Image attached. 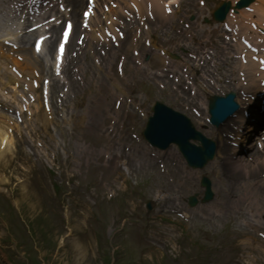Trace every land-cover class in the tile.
<instances>
[{
	"label": "rangeland",
	"instance_id": "374dc122",
	"mask_svg": "<svg viewBox=\"0 0 264 264\" xmlns=\"http://www.w3.org/2000/svg\"><path fill=\"white\" fill-rule=\"evenodd\" d=\"M85 108L89 109L85 106ZM83 109V106L77 107L75 111H80ZM100 125L96 126V129L92 128L85 131L84 133L81 132V137L77 134L80 132L73 131L74 134L67 135L63 137V150L62 152H72L75 154L76 152V146H82L84 147L85 151H89L87 153L78 155L76 158H73V156H70L69 160H66L64 158H61L59 156V160H65L67 163L66 169L69 168V170H72L74 168V165L71 163L75 159L78 160L81 164V168H79L78 173L80 175L75 176V180L81 184L80 188L77 189L74 193L72 192L70 196L65 197V203L71 207V215L72 217H79V213L81 212L80 207L84 204L87 205L90 209H93V211L98 214L97 221L99 222V231L97 232V236L99 235V240H101V244L99 245L101 249L105 250V252H111L109 249L113 248L117 252L114 255L115 259H110V262L108 264H126L129 263L132 257H130L129 253L127 252V246L131 243H133L134 239H132L130 236L126 238L125 233L120 232V226L122 224V221L125 218H129V210H135L137 211L136 207V201L135 197H133V201H135V204H131L128 202V197L130 196L128 193H120V195L115 198V200L112 202L111 200H108V197L106 195H102V193L99 192V183L101 180H104L107 184L111 182H107L108 179H111L112 177L109 176V173L106 174L105 171L99 166L100 161V149L103 148L104 145V138L100 137ZM129 139V136L127 137ZM101 143V145H100ZM97 145L98 148H94V146ZM23 147L21 146V149ZM99 151V152H98ZM131 151V150H130ZM129 151V153H130ZM98 152V156H97ZM23 157H18V161H23ZM133 166H136L135 168H132L133 175L136 177L134 180H131V178H128V181L131 180L132 182V193L136 195L135 186L139 190L140 198L141 200H144V198L147 197V193H151L157 186L163 185L165 187L173 186L175 185L180 177L184 174V170L180 169V174H178L176 171L172 175L173 184H169L167 177L161 176L157 165H154L151 162H145V163H139L135 164L133 163ZM17 166L15 165V168ZM0 168H3L2 164H0ZM168 168L171 170L170 166ZM4 171L7 173V176H11V184L8 187V185H2L1 190H3L4 187H8L6 195H11V199H8L6 195L1 196L0 195V204L4 207L6 210L5 216H3V226L0 228V237H3L4 239L7 237V230H11V225L13 226V229L21 228L22 230H29V233H25L31 235L32 237H23V236H17L16 239L19 242L24 241L27 239L28 242L34 239L35 243L32 247L37 246L38 248L44 244L46 251L48 253L46 260L44 261V264H49V262L52 260L53 256L60 252L58 249V243L59 240L62 238L64 231L63 226L67 221V216H63V212L61 211V207L57 203H47L44 202L45 198L47 197H36L33 195L36 193L37 195L41 194L42 196L45 194L46 189H43V186L47 189H50V185L47 182H41V184H35V180L31 179L27 182V184L24 187H21L20 185H17V174L12 175V172L10 170L4 169ZM173 171H171L172 173ZM15 184L17 185L14 188ZM130 184V183H128ZM114 186V184H113ZM11 187V188H10ZM12 189V190H11ZM31 191L29 192L31 195V198L36 201L37 204L40 205H46L47 206V213L45 214L44 211L40 208L39 210L42 211V214H36L28 216L27 218L23 219L22 217L25 216L27 209L25 208V205L22 206V209H19L20 215L19 216L17 208L13 202L14 198L16 200V204H22L23 202L19 201L18 198V192L19 191ZM102 190V189H101ZM98 192V199L95 200L90 198L92 193ZM49 192L47 193V195ZM49 196H52L50 194ZM11 206H13V210L10 211ZM213 208L208 207L206 215L203 213L205 211V208L203 210L200 209H194L190 212V219L188 222V225H191L192 234H189L191 238H193V247L191 248V251H194L195 254L196 251H201L203 247H209L206 244L205 238L203 235L207 234V236L210 238L212 233L215 229H218L224 225L225 220H222L220 217H214L213 215L208 216L207 214L213 213ZM89 211V209H88ZM39 217H36V216ZM70 215V218H71ZM92 215L89 213V218ZM237 221H241L243 216L240 214H236ZM1 218V216H0ZM225 219V217H222ZM31 220H33V225L31 226V223H29ZM37 220V221H35ZM76 220V219H75ZM80 221V219L78 220ZM90 227L87 225L86 227L90 228V233H93V227H96L95 220L92 222L90 219ZM187 225V226H188ZM108 227V228H107ZM224 228V227H223ZM222 228V229H223ZM107 229V231H106ZM11 232V231H10ZM1 233L4 234V236L1 235ZM11 234V233H10ZM48 235L50 238H53V241H48ZM228 236V235H227ZM226 236V237H227ZM217 241V240H216ZM215 242L212 243V245H215ZM227 243H233V242H240V240H234L232 236L227 238ZM191 243L190 240H185L184 244L188 246V244ZM119 248V249H118ZM141 249L139 250V252ZM46 254V252L42 253ZM152 254V251H151ZM186 255H188L186 253ZM37 256L39 258V251L37 252ZM4 257V251L0 248V258ZM58 259L56 264H69L66 259H64L63 256H59L56 258ZM120 259V260H119ZM157 259V262L154 264H165L166 257L164 254L157 251L154 255V260ZM6 261V260H5ZM184 261H187V258H185ZM5 264H8L7 261ZM89 264H96V263H89ZM196 264H209L208 262H196Z\"/></svg>",
	"mask_w": 264,
	"mask_h": 264
},
{
	"label": "bare ground",
	"instance_id": "6f19581e",
	"mask_svg": "<svg viewBox=\"0 0 264 264\" xmlns=\"http://www.w3.org/2000/svg\"><path fill=\"white\" fill-rule=\"evenodd\" d=\"M114 2V0H111ZM113 14L110 15V17L107 19L108 21L112 22V16H116L117 20H120L121 17L119 16L120 13L115 10L112 11ZM262 14H264V11H261ZM118 27V25H117ZM93 35H89V37L87 38V42L91 43L94 41L93 39ZM244 67L247 68L246 70H252L253 64L251 63L249 66H242L241 64H239V67ZM248 76V75H247ZM250 84L254 85V80H250ZM3 131L0 130V138L2 137ZM4 141V140H2ZM11 141V140H10ZM245 162H241V163H232V162H228L226 164V167L223 168H219V171L224 174V176H226V178L228 179V182L232 185L235 186L237 184L238 181L242 182V177H245L244 180H246V171L248 169V166L245 165H240V164H244ZM239 169V170H238ZM248 183V181H243ZM25 197V195H23ZM256 197V194L254 195ZM28 203H30L32 206L34 205V201H32L31 199L28 201ZM34 207V206H33ZM32 207V208H33Z\"/></svg>",
	"mask_w": 264,
	"mask_h": 264
},
{
	"label": "snow or ice",
	"instance_id": "6c2138e0",
	"mask_svg": "<svg viewBox=\"0 0 264 264\" xmlns=\"http://www.w3.org/2000/svg\"><path fill=\"white\" fill-rule=\"evenodd\" d=\"M69 27H70V25H69ZM63 51V46L61 45V52Z\"/></svg>",
	"mask_w": 264,
	"mask_h": 264
}]
</instances>
